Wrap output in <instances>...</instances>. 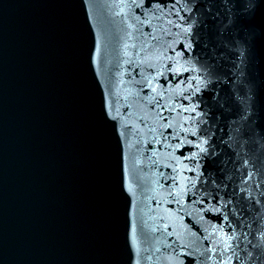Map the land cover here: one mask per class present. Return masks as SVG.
Wrapping results in <instances>:
<instances>
[{
    "label": "water",
    "instance_id": "obj_1",
    "mask_svg": "<svg viewBox=\"0 0 264 264\" xmlns=\"http://www.w3.org/2000/svg\"><path fill=\"white\" fill-rule=\"evenodd\" d=\"M209 7L152 21L169 32L126 0H0V264H238L264 243V40ZM150 75L175 110L149 103ZM190 127L215 159H191ZM209 191L227 193L219 214L192 199Z\"/></svg>",
    "mask_w": 264,
    "mask_h": 264
},
{
    "label": "snow or ice",
    "instance_id": "obj_2",
    "mask_svg": "<svg viewBox=\"0 0 264 264\" xmlns=\"http://www.w3.org/2000/svg\"><path fill=\"white\" fill-rule=\"evenodd\" d=\"M85 4H87V0H84ZM125 0H122V3H124ZM209 3H215L218 5L215 12H212V8H207V11L212 14V18L219 19L221 16H225L229 19V21L233 24L240 23L244 29H246L248 32H250L256 39L258 40H264V5H261L259 3V0H207ZM127 6L142 10L141 14L143 16V19L140 18V15L134 16V20L139 25H150L155 30L156 27H160L161 31H171V29H164L162 25H153L152 21H160L162 18L167 20V23L169 25H172L173 27H181L180 24H174V22L171 19H167L169 16H177L178 19L184 20L185 17L180 15V12L183 11L185 8L188 7L189 3H192L193 5L201 3V0H184L183 3H181V0H169L168 3H165L164 0H126ZM148 5V6H146ZM165 9H167V12L165 13ZM197 9L195 6L193 7L192 11H196ZM139 31V29H138ZM183 32L185 36L188 39V43L186 45H182V50L184 52H187V49L193 48L194 44L197 43V41H194L192 39L193 36L196 35L195 26L192 27L191 30L189 28H184ZM151 35V33H149ZM172 51L173 49H169ZM176 64H178L177 61L173 60L172 63H169L167 65L166 70L172 73L173 75L177 76V79L179 78L181 68L176 67ZM161 67H164L163 64H161ZM182 67V66H181ZM194 70V69H193ZM207 71L211 72V69H207ZM156 76H163L162 72L157 71ZM156 76H151L149 78H145L143 81V87H146L151 90V93L155 95H148L147 99L150 104H154L155 106L159 107L162 111H173L175 109L171 108V105L169 101L171 99H174L175 97L168 96L166 99L167 89L164 88L163 85H161V91L157 92L156 87L153 86V81L156 79ZM171 79V77H169ZM201 89L199 85L194 89V92H200ZM108 93H105V103L102 104V111L104 114L105 107H110L107 103L108 100ZM181 99L188 98L186 93L178 94ZM158 97V98H157ZM161 101H164V103H161ZM185 111H188V108L184 109ZM192 111H196L195 108L191 109ZM161 112H157L156 116L158 120H164L166 123L161 124L160 127L164 129H172L174 127L172 121L168 120V117H165L161 115ZM108 115L111 116V112H108ZM113 119H115L113 117ZM119 130V129H118ZM153 133L156 132V129H152ZM184 132V141L187 142V145L189 147H196L199 149V152H192L191 153V159H195L197 155L204 154V156L207 158L208 156H211L213 159H215L216 155L218 153L214 152V150L207 148L205 145L211 143V141L208 138H205L202 143H196L193 145V142L191 140H188L187 137L189 135L194 136L197 138V140H200V135H198V132L196 129L193 128H187L183 129ZM121 139L124 138V133L121 132ZM159 135L163 137L165 140L168 139V137H165L163 132H160ZM172 139L176 140L177 143L173 145L171 141L169 140L168 143L165 145V147H172L174 150L179 149L181 146V143L184 141L181 140V137L179 134L172 133L170 134ZM156 143H160V140H157ZM183 155V153H181ZM179 164V161H177ZM241 163L244 166H247L249 163H251L250 160L242 159ZM167 166V165H165ZM197 166L200 167L199 162H197ZM255 167V165H253ZM173 171H176V168L173 167ZM236 171H239V169H236ZM234 174V173H233ZM253 175L252 172H242L241 178L243 179L244 176H247L248 178H251ZM173 181H175V177H172ZM226 180L231 182L232 176L228 175L226 176ZM158 183V182H157ZM215 183V182H214ZM219 188V185L217 184V189ZM224 188H227V183H224ZM243 191V189H241ZM185 194V191L183 188L179 189L177 192L169 191L168 195L169 197L174 200L176 203L180 202V197H183ZM227 195L226 192H220V191H209L206 192L204 195H201L199 197L193 196V201L196 203L206 202L207 197H211L213 200H215L217 203L216 205H213L212 208L208 209V211H211L215 214H219L220 212V201L224 200L225 196ZM234 202V197H229L227 203L223 205L225 209H227L228 204H231ZM224 220L228 219L227 214L223 217ZM238 226V225H237ZM134 240H133V246H134ZM239 247V244L236 246ZM231 248V245L226 244V249ZM232 255L235 257L238 264H264V243H257L251 245V250H247L243 256L236 255L235 250H233ZM227 260H231L232 257H225ZM133 262V255L130 251V264Z\"/></svg>",
    "mask_w": 264,
    "mask_h": 264
}]
</instances>
